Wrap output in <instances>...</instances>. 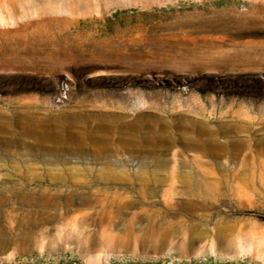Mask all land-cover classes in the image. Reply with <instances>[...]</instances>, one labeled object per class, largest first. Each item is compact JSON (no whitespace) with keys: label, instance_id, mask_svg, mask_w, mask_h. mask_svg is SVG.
Masks as SVG:
<instances>
[{"label":"rangeland","instance_id":"rangeland-1","mask_svg":"<svg viewBox=\"0 0 264 264\" xmlns=\"http://www.w3.org/2000/svg\"><path fill=\"white\" fill-rule=\"evenodd\" d=\"M132 215L187 229L123 247ZM263 234L264 0H0V264H264Z\"/></svg>","mask_w":264,"mask_h":264},{"label":"bare ground","instance_id":"bare-ground-1","mask_svg":"<svg viewBox=\"0 0 264 264\" xmlns=\"http://www.w3.org/2000/svg\"><path fill=\"white\" fill-rule=\"evenodd\" d=\"M59 215H47L44 217H41L43 221L51 220L52 218H56ZM61 217H66L67 215H60ZM148 216V222L145 226L139 227V230L137 229L136 221L140 220L141 217ZM40 219V220H41ZM111 215H98L96 222L98 224H101L103 222L112 223ZM127 226L125 228L128 237H121L118 236L117 242L123 246H132L135 243H139L143 247H150L151 249H160L163 246H166L170 242H172L171 237H183V234L185 232V229H187V226L183 222V220H168L163 218L161 215H132L129 217L127 221ZM198 225L192 224L191 229H196ZM190 227V226H189ZM139 231V232H138ZM195 231V230H193ZM203 234H205L207 231L201 230ZM217 239L219 240V243L222 247H225L226 245V235H224L223 230H218L216 232ZM199 240V236L197 237H191L189 239V249H195L196 242ZM264 240V234L263 238L260 240ZM98 243L97 241L93 242V247ZM261 243V242H260ZM259 244V243H258ZM254 245V244H253Z\"/></svg>","mask_w":264,"mask_h":264}]
</instances>
